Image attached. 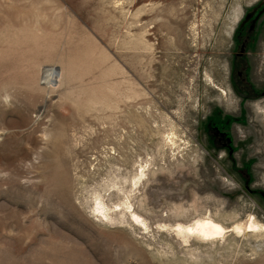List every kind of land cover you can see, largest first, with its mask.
Wrapping results in <instances>:
<instances>
[{"label":"rangeland","instance_id":"1","mask_svg":"<svg viewBox=\"0 0 264 264\" xmlns=\"http://www.w3.org/2000/svg\"><path fill=\"white\" fill-rule=\"evenodd\" d=\"M251 217L264 0H0V264H264Z\"/></svg>","mask_w":264,"mask_h":264},{"label":"bare ground","instance_id":"2","mask_svg":"<svg viewBox=\"0 0 264 264\" xmlns=\"http://www.w3.org/2000/svg\"><path fill=\"white\" fill-rule=\"evenodd\" d=\"M130 209H132L131 206H129L128 210ZM95 212L101 216L103 220H107L109 222L114 221V218L107 209L106 205L100 200L96 203ZM131 213L132 218L136 222L147 228V224L142 218L134 212ZM256 222L251 217L246 222L235 225L231 230L240 236L251 234V232L258 236L263 235L264 225H260ZM169 228L172 232L174 231L180 239H183V241H189L191 238H196L202 241H214L218 238H224L225 234L228 232L222 225L217 224L211 219L202 218H198L190 224H177L175 226H170Z\"/></svg>","mask_w":264,"mask_h":264}]
</instances>
